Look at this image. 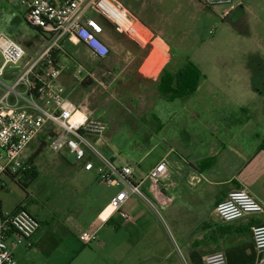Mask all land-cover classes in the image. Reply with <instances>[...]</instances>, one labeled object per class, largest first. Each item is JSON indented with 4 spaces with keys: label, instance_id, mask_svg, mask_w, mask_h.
<instances>
[{
    "label": "crops",
    "instance_id": "obj_1",
    "mask_svg": "<svg viewBox=\"0 0 264 264\" xmlns=\"http://www.w3.org/2000/svg\"><path fill=\"white\" fill-rule=\"evenodd\" d=\"M118 1L130 19L148 35L150 42L142 46L129 35L116 32L112 22L105 17L89 13L98 20V17L105 20L104 23L99 22L104 27L101 37L110 48L112 61L108 74L113 75V80L108 85L116 83L117 65L124 61L137 69L138 77L142 76L154 87V90L145 89L147 96L154 98H147L145 110L135 116L143 125H147L151 118L157 121L155 134L158 142L155 145L141 143L134 153L132 150L128 153L111 146L108 132L100 139V149L109 159L118 166L132 167V182L139 185L145 198L131 194L120 211L112 210L109 202L101 218L97 202L94 212L91 203L90 211L85 206L75 215L66 213L65 220L61 221L66 239L73 238L85 246L79 264H94L93 251L86 248L89 244L105 249L115 264H205L206 256L220 251L226 254L228 264H264V250L255 248L251 232L252 227L264 224V213L224 222L215 212L217 204L237 190L249 192L264 206V104L259 99L241 98L237 94L253 92L258 97L253 81L258 71L248 68L231 71L236 72L235 75L226 73L223 84H210V94L201 103L192 99L200 84L193 94L169 100L167 96L160 95V78L166 73L175 75L182 69L171 67L174 49L171 45L188 41L190 14L187 6L194 0ZM21 4L25 7L24 13L9 11L8 24L19 16L22 23L25 22L37 34L40 45L31 55L33 57L43 44L44 36L26 21L28 7ZM133 4L137 5L140 15L129 8ZM156 5L159 9L154 14L152 7ZM239 9L244 7L240 5L229 14L223 8L218 13L223 20H228ZM1 33H6V30ZM67 46L79 54L83 52L87 66L99 60L80 40L75 37L68 39L64 51L56 55L57 64L62 68L57 81L62 85L63 71L79 69L83 63L74 54H68ZM82 70L88 72L85 68ZM124 124H127V119ZM160 145V152L149 160ZM37 150L31 154L27 152L31 163ZM37 157L32 163L34 167ZM162 160L168 163V174L161 181L160 190L153 191L145 178ZM26 175L22 178L26 179ZM2 177L0 188H5L7 180ZM0 205L5 214H12L23 207L20 205L12 212H4L1 200ZM122 213L129 214L131 220L123 218ZM34 215L40 224L43 223L42 215L36 212ZM102 226H106L108 231L106 243L99 238ZM41 230L39 227L34 235L36 243ZM92 237L97 238L96 242H92Z\"/></svg>",
    "mask_w": 264,
    "mask_h": 264
},
{
    "label": "rangeland",
    "instance_id": "obj_2",
    "mask_svg": "<svg viewBox=\"0 0 264 264\" xmlns=\"http://www.w3.org/2000/svg\"><path fill=\"white\" fill-rule=\"evenodd\" d=\"M236 1L244 9L234 12L228 20H223L218 13L219 10H223V7L209 9L197 0H194L192 4L189 2L188 6L185 5L189 9L191 21H188V41L171 45L174 48L171 67L183 68L192 62L201 69L203 76L199 91L192 96V99L198 103L210 94L208 90L211 83L213 85L224 83L226 73L235 75L236 72L231 71L252 68L258 71L257 75L253 76L258 97L253 92L237 94L241 98L259 99V102L264 104V0ZM133 5L129 8L137 16L140 15L137 5ZM152 8L155 14L159 6ZM9 11L14 14H23L25 7L19 0H0V33L9 26ZM98 18L104 23L103 18ZM142 35L145 38L148 37L143 32ZM12 37L27 52L24 64L38 49L39 37L25 22L19 26ZM66 51L82 60L80 69L85 68L88 71L81 74L79 78L76 76L77 69L63 71L60 80H64L66 97L70 102L85 103L90 111H93V115L108 125L111 146L117 147L120 151L127 150L128 153L132 150L131 152L134 153L141 143L148 142L155 145L157 121L151 118L146 122L147 125H143L135 116L141 110H145L147 98H154L147 96L148 93L145 91V89L154 90V87L143 80L142 76H137V69L130 66L128 62H119L115 73L116 83L108 85L113 80V75L108 74V71L112 69L110 54L106 59L91 62L87 66L84 64L86 61L83 52L79 54L68 46ZM2 62L0 54V65ZM21 70V65L8 66L2 81L11 83ZM126 119L127 124H124ZM131 119L132 123H130ZM100 139L102 138L92 140L104 154L100 149ZM161 147L162 145L157 151H153L149 160L156 157ZM37 148L38 143L34 142L28 153H33ZM35 168L37 175L32 180L18 177L12 180L6 176L2 177L7 180V187L0 188V200L4 212H12L22 205L33 216L35 212L43 216V223L40 224L42 230L37 243L33 237V248L25 250L22 247H12L16 260L18 264H79L85 246L80 245L73 238L66 239L61 221L65 220L66 213L71 212L75 215V212L85 206H88L90 211L91 203L93 212L98 205L101 218L106 212L105 207L117 190L101 183L95 172H83L80 164L76 163L71 156L65 153L57 154L48 147L37 157ZM95 202H97L96 205ZM105 227L102 226L99 232V238L104 243L108 233ZM92 245L89 244L86 248L93 251L91 255L94 256V264H115L110 253L99 246Z\"/></svg>",
    "mask_w": 264,
    "mask_h": 264
},
{
    "label": "built area",
    "instance_id": "obj_3",
    "mask_svg": "<svg viewBox=\"0 0 264 264\" xmlns=\"http://www.w3.org/2000/svg\"><path fill=\"white\" fill-rule=\"evenodd\" d=\"M10 1V0H9ZM27 5L26 21L41 31L44 42L39 51L24 64L26 50L12 36L0 34V178L4 175L22 178L32 170L27 152L42 135L47 136V147L57 154H67L83 167L85 172H95L99 181L117 189L110 201V208L120 211L130 195L145 198L139 185L132 182L133 169L118 166L104 155L93 142L103 138L108 125L93 115L85 103L70 102L65 89L57 80L62 68L56 63L41 85L33 83L38 66L52 64L59 51H64L65 42L75 37L84 43L92 55L106 59L110 48L102 39L104 27L90 12L105 17L116 32L127 34L145 46L149 37H137L132 19L118 0H19ZM213 9L226 8L231 13L239 4L236 0H198ZM126 17L131 25L125 29L121 19ZM22 66L21 72L11 83L2 78L8 66ZM77 69V78L83 74ZM168 174V163L162 160L147 174L146 180L153 191ZM215 212L224 222H232L249 215L264 213V206L245 190L232 191L217 204ZM123 218L131 216L122 213ZM40 227L38 219L24 207L12 214L2 212L0 205V264H18L12 247L33 248V237ZM252 238L257 250H264V224L252 227ZM92 242L97 238L92 237ZM205 264H228L224 252L205 257Z\"/></svg>",
    "mask_w": 264,
    "mask_h": 264
},
{
    "label": "trees",
    "instance_id": "obj_4",
    "mask_svg": "<svg viewBox=\"0 0 264 264\" xmlns=\"http://www.w3.org/2000/svg\"><path fill=\"white\" fill-rule=\"evenodd\" d=\"M34 30L41 33V31L37 28L32 27ZM57 63V60L54 58L52 64L49 65L46 62L41 63L36 73L33 77V83L36 85H41L42 82L47 77L48 73L52 69V67ZM202 79V71L200 68L190 62L185 67H183L177 74H163L160 78L159 83V92L168 97L169 100H176L178 98H182L184 96H188L197 91L200 81ZM47 147V136L42 135L38 141V150L36 155L31 159L32 163L37 156H39L43 150ZM264 149V147H263ZM37 171L33 166L32 170L27 173L25 180H32L36 177Z\"/></svg>",
    "mask_w": 264,
    "mask_h": 264
},
{
    "label": "water",
    "instance_id": "obj_5",
    "mask_svg": "<svg viewBox=\"0 0 264 264\" xmlns=\"http://www.w3.org/2000/svg\"><path fill=\"white\" fill-rule=\"evenodd\" d=\"M22 23V18L17 16L15 17L11 22L10 25L8 26V28L6 29V33L10 36H12L18 29V27L20 26V24Z\"/></svg>",
    "mask_w": 264,
    "mask_h": 264
},
{
    "label": "bare ground",
    "instance_id": "obj_6",
    "mask_svg": "<svg viewBox=\"0 0 264 264\" xmlns=\"http://www.w3.org/2000/svg\"><path fill=\"white\" fill-rule=\"evenodd\" d=\"M121 22H122V24H123V26L125 27V29H128L129 27H130V25H131V22L126 18V17H124L123 16V18L121 19ZM134 27V29L136 30V36L137 37H139V38H144L143 37V35H142V31L140 30V28H139V25H134L133 26Z\"/></svg>",
    "mask_w": 264,
    "mask_h": 264
}]
</instances>
